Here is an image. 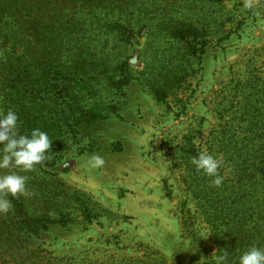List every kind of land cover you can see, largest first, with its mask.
I'll return each instance as SVG.
<instances>
[{
    "label": "rangeland",
    "instance_id": "1",
    "mask_svg": "<svg viewBox=\"0 0 264 264\" xmlns=\"http://www.w3.org/2000/svg\"><path fill=\"white\" fill-rule=\"evenodd\" d=\"M64 1L0 0V110L17 113L20 131L40 128L53 140L43 166L21 173L28 194L0 214V264L205 263L216 252L207 219L214 207L224 210L244 192L247 207L258 204L264 0H141L147 26L129 42L85 35L99 42L89 51L65 42L51 61L48 39L59 31L45 21ZM19 17L30 20L26 43L13 26ZM119 68L130 78L116 89L106 76ZM75 69L88 78L74 91L91 87L85 104L103 118L66 127L17 83L49 86L55 71ZM205 150L223 161L219 187L190 163ZM93 155L102 167L87 163ZM218 194L232 200L217 202Z\"/></svg>",
    "mask_w": 264,
    "mask_h": 264
},
{
    "label": "trees",
    "instance_id": "2",
    "mask_svg": "<svg viewBox=\"0 0 264 264\" xmlns=\"http://www.w3.org/2000/svg\"><path fill=\"white\" fill-rule=\"evenodd\" d=\"M140 2L141 0H66L62 2L57 13L53 17H49L48 21H45L46 28L59 31V33L48 39L47 47H49L51 61H58L61 58L59 53H61L65 42L71 43L74 49L77 46L78 49L84 46L86 51L91 50L90 45L93 41L99 42L98 39L90 40L85 35L107 34L112 36L118 43L125 44L129 42L134 38L135 29L147 26L142 17H138L143 16L141 7L137 6ZM131 13H134L137 17L133 22L127 19ZM62 16L65 18L64 20L61 19ZM12 22L14 28L16 27V33L20 37V41L26 43V25L28 26L30 20L25 21L19 17L12 20ZM171 31H173L175 38H179L176 33L181 35L182 32ZM184 38L183 35L181 39L184 40ZM14 45H12L13 50H16ZM86 76L85 69L79 71L75 69L73 73L67 72L64 74L55 71L52 73L53 80L50 81L49 86L39 85L38 82L29 85L22 78L17 83L18 85L22 84V90L24 93H28V98L33 99L42 109L48 110L55 121L59 124H66V127L71 128L81 118L104 117L102 113H99L93 107H87L85 104V95L88 97L94 95L91 87L84 90L85 93L83 94L80 93L79 89L74 91L77 88V83L85 82V79L88 78ZM129 76L126 70L119 68L110 71V74L106 76V80L114 87L116 86V89H120V86L128 83ZM95 104L97 105L99 102L96 101ZM25 131V129H21V132L24 133ZM193 155H197L196 151H193ZM261 173H263V168ZM253 183L256 185L254 189L258 193L254 192L256 197L252 195L258 203L254 207L255 209L245 205L249 193L244 192L238 196L237 201H234L235 203H232L233 206L229 204L227 205L228 208L224 210L214 207V212L207 216L213 232V244L216 247V252L210 256H203L205 260L203 264H220L219 257L225 253H227L229 264H236L240 254L250 247L264 248V176H255ZM257 195H263V200H259ZM219 198L232 200V197L227 194L216 195L217 202L220 201ZM179 259L181 261L176 264H198L199 262L197 257L188 261L182 260V258Z\"/></svg>",
    "mask_w": 264,
    "mask_h": 264
},
{
    "label": "clouds",
    "instance_id": "3",
    "mask_svg": "<svg viewBox=\"0 0 264 264\" xmlns=\"http://www.w3.org/2000/svg\"><path fill=\"white\" fill-rule=\"evenodd\" d=\"M20 127L15 111L9 109L5 113L0 110V214L11 212L12 200L28 194L29 177L21 173H30L43 166L52 148L53 140L40 128L22 133ZM87 163L99 168L104 165V159L93 155ZM190 163L197 172L211 178L212 186L223 184L224 177L219 172L223 163L220 157L205 150L192 157ZM219 261L220 264H229L227 253L221 255ZM236 264H264V248L250 247L240 254Z\"/></svg>",
    "mask_w": 264,
    "mask_h": 264
}]
</instances>
